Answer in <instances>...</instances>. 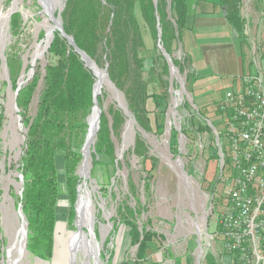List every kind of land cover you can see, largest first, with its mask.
Returning a JSON list of instances; mask_svg holds the SVG:
<instances>
[{
    "label": "rangeland",
    "instance_id": "obj_1",
    "mask_svg": "<svg viewBox=\"0 0 264 264\" xmlns=\"http://www.w3.org/2000/svg\"><path fill=\"white\" fill-rule=\"evenodd\" d=\"M237 1L244 27L242 34L234 35L250 58L254 47L264 49V0ZM16 2V10H12ZM65 2L63 0L62 9H56V19L64 13ZM18 14L21 17L13 27L14 16ZM0 17L7 18L3 28L7 29L8 37L6 50L0 55V264H9L10 235L14 232H7L2 221V204L6 196L12 199L21 223L28 221L21 202L24 177L20 172L28 129L20 115L17 91L34 81L37 74L43 76L47 65L57 62L49 49L55 34L60 31L58 28L54 31L49 45L45 23L50 16L40 0H0ZM49 23L57 26L52 21ZM142 34L145 49L141 52L148 60L144 79H148L152 59H155L158 72L157 82L150 86L148 96L151 98L146 105L151 131L139 125L130 111L125 90H120L111 80L107 65L99 67L92 60L97 69L107 70L105 79L109 83L103 84L98 94L105 98L103 106L99 103V109L107 112L113 105L126 116L123 127L113 133L117 146L116 165L106 161L96 166L92 157L90 177L87 178L84 158L77 170L80 179L73 203L65 184L63 166H60L61 196L54 252L48 260H40L30 253L26 240L27 264H95L93 236L96 243L102 245L99 258L104 264H138L140 244H144L147 232L153 238L149 240L147 259L141 264L159 261L164 264H177L178 261L181 264L230 263L229 254L223 249L222 227L218 220L225 200L222 184L217 181L220 162L210 124L223 128L218 123L217 108L226 90L216 85L207 88L198 83L195 76L187 80L189 73L194 74L195 67L190 51L185 47L183 33L181 41L174 44L180 65L185 68L182 74L172 57L161 52L159 39L150 36L148 27H143ZM1 50L0 43V53ZM244 57L246 73L248 65L252 70L250 73L254 72L253 65ZM165 62L170 67L168 76L163 74ZM10 63L16 71L18 89L12 86ZM94 78L96 85L99 78L97 75ZM40 85L39 91L43 88L42 82ZM156 95L160 98L157 101ZM38 97L39 92L29 109V116H36ZM86 139L87 136L85 144ZM223 142L229 156L230 145L227 140ZM141 144L145 148L139 156L137 151ZM92 221L93 225L90 224ZM134 226L140 232L141 243L133 239ZM28 234L27 228L25 239Z\"/></svg>",
    "mask_w": 264,
    "mask_h": 264
},
{
    "label": "trees",
    "instance_id": "obj_2",
    "mask_svg": "<svg viewBox=\"0 0 264 264\" xmlns=\"http://www.w3.org/2000/svg\"><path fill=\"white\" fill-rule=\"evenodd\" d=\"M195 4L196 0H66L61 16L66 34L99 67L107 65L111 80L120 90H125L130 111L146 131H151L146 110L151 98L148 92L157 82L158 72L155 59H152L148 79H144L148 60L141 52L145 49L143 27H148L150 36L158 40L160 23L161 45L182 74L185 68L180 65L174 44L181 41L182 33L190 28V20L197 10ZM14 17L13 27L21 15ZM52 41L49 54L56 57L57 62L47 65L44 75L37 74L34 81L22 87L17 97L20 115L28 129L20 167L24 177L21 202L29 222L27 246L40 260H48L54 252L61 196L60 166H63L65 184L73 203L80 179L77 170L84 159L82 150L89 132L88 118L94 107L95 78L82 55L60 32ZM163 67V74L168 76L170 67L167 62ZM10 71L12 86L18 89L16 71L11 63ZM191 79L189 73L187 80ZM41 82L43 88L39 91ZM38 92V109L36 116L32 117L28 113ZM97 98L103 106L105 98L100 95ZM154 98L156 101L160 99L157 95ZM125 120L124 113L113 105L107 112L103 110L91 154L94 165L106 161L116 165L117 146L113 133L123 127ZM144 148L141 144L137 155L141 156ZM133 230V239L141 243L138 228L134 226ZM152 238L150 232L144 234L138 264L146 261L145 254ZM177 264H181L180 261Z\"/></svg>",
    "mask_w": 264,
    "mask_h": 264
},
{
    "label": "built area",
    "instance_id": "obj_3",
    "mask_svg": "<svg viewBox=\"0 0 264 264\" xmlns=\"http://www.w3.org/2000/svg\"><path fill=\"white\" fill-rule=\"evenodd\" d=\"M254 72L226 89L211 124L219 156L224 207L218 220L229 264H264V50L254 47ZM230 145L229 156L224 142Z\"/></svg>",
    "mask_w": 264,
    "mask_h": 264
},
{
    "label": "crops",
    "instance_id": "obj_4",
    "mask_svg": "<svg viewBox=\"0 0 264 264\" xmlns=\"http://www.w3.org/2000/svg\"><path fill=\"white\" fill-rule=\"evenodd\" d=\"M195 7L197 10L190 20V28L182 36L195 67L192 77L195 76L198 83L210 89L214 85L223 91L239 89V78L246 74L244 56L250 64L252 60V55L249 58L248 51L235 37L239 32L242 34L244 27L239 2L196 0ZM251 71L248 65L247 72Z\"/></svg>",
    "mask_w": 264,
    "mask_h": 264
},
{
    "label": "bare ground",
    "instance_id": "obj_5",
    "mask_svg": "<svg viewBox=\"0 0 264 264\" xmlns=\"http://www.w3.org/2000/svg\"><path fill=\"white\" fill-rule=\"evenodd\" d=\"M41 4L44 7V10L46 13L49 14L50 20L45 23V27H47V41L48 43L51 42L52 37L54 35V31L58 28V26H54L50 24L49 22L52 21L54 22L55 18V11L58 7L61 9L63 8V0H40ZM17 3L15 4L14 8L12 10H16ZM7 22V18L5 19L4 17H0V43L2 44V50L1 54H3L4 50H6V45H7V29L3 28ZM6 27V26H5ZM9 34V33H8ZM50 45V43H49ZM49 45L47 46L46 50L45 48L43 50L47 51L49 48ZM40 49V48H39ZM40 51V50H38ZM2 56V55H1ZM97 77L99 78V81L97 83L96 91L100 92L103 84H109L107 80L105 79V74L97 70L96 71ZM2 79V78H1ZM98 100V98H97ZM99 101L96 103V107L94 109L93 115L90 118V127L91 131L89 133L88 139H87V145L85 148V157L86 160L84 161L83 168H87L85 171V176L87 178L90 177L89 170L91 168V148L93 145H95L96 141V135H97V125H98V117H99ZM130 125V124H129ZM128 125V126H129ZM127 133V132H126ZM127 137V136H126ZM19 188V186H18ZM2 212H3V222L6 227L7 232H14L10 235L11 241L9 244V250H8V261L9 264H27L26 259L28 256V253L25 250L24 246V241H25V236H26V231H25V226L23 222L21 223V217L19 214L16 212L14 209V203L12 199H10L8 196L5 197V200L3 201L2 204ZM93 225V221L90 223ZM15 229V230H14ZM10 234V233H9ZM107 236V235H106ZM104 240V239H103ZM101 244H97L94 236H93V243H92V248H93V256L95 258V264H104L102 260L99 258V253L101 249ZM28 262V261H27Z\"/></svg>",
    "mask_w": 264,
    "mask_h": 264
},
{
    "label": "water",
    "instance_id": "obj_6",
    "mask_svg": "<svg viewBox=\"0 0 264 264\" xmlns=\"http://www.w3.org/2000/svg\"><path fill=\"white\" fill-rule=\"evenodd\" d=\"M155 2H157V0H155ZM66 5V2L64 3V6ZM54 23H56V25L58 26V29H59V31H60V33H61V35L64 37H66L67 38V40L70 42V44L76 49V51L78 52V54L79 55H82V59L85 61V63H86V67L87 68H89V69H91L93 72H94V75H97L96 74V71L97 70H99V69H97V65H96V63L95 62H93L92 60H91V58L88 56V55H86L85 54V52L84 51H82V50H80V49H78L77 47H76V43H75V40H73V38L71 37V36H69V35H67L66 34V32H65V30H64V26H62V18H61V14L59 15V17L57 18V19H54ZM161 27H160V23H159V25H158V38H159V48H160V50H161V52H163V54H165V56L166 57H169L170 55L168 54V52H166L165 50H164V48L162 47V45H161V40H162V38H161ZM169 58H171V57H169ZM171 60V59H170ZM106 72H107V70H105V71H103V73L106 75ZM106 77H107V75H106ZM96 87H97V83H96V85H95V88H94V104H95V107H96V103L98 102V100H97V96H98V94L100 93V92H97L96 91ZM21 89L19 88L18 89V93H19V91H20ZM17 93V94H18ZM95 107L93 108V110H92V113L94 112V109H95ZM99 112H100V114H99V117H98V125H97V127H98V129H97V133H98V131H99V129H100V121H101V116H102V114H103V112L101 111V109L99 110ZM92 117V115L88 118V124H89V126H90V118ZM90 131H91V128H89V132H88V135H87V139H88V136H89V133H90ZM97 136V135H96ZM86 139V140H87ZM86 145H87V143L85 144V146H84V148H83V157L86 159V157H85V148H86ZM24 189V188H23ZM20 210H22V206L20 205ZM24 223L26 224V229H25V231L27 232V226H28V221H24ZM27 237V236H26ZM26 240L28 241V238H26L25 239V243H24V246L26 245Z\"/></svg>",
    "mask_w": 264,
    "mask_h": 264
}]
</instances>
